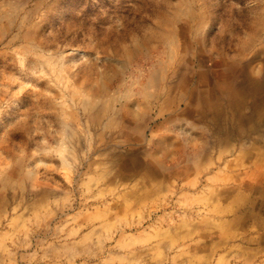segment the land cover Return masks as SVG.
I'll return each instance as SVG.
<instances>
[{
  "label": "clouds",
  "instance_id": "clouds-1",
  "mask_svg": "<svg viewBox=\"0 0 264 264\" xmlns=\"http://www.w3.org/2000/svg\"><path fill=\"white\" fill-rule=\"evenodd\" d=\"M47 3L18 0L12 13L0 0V55L23 57L9 63L27 88L41 57L90 85L74 97L64 133H49L66 144L74 169L88 165L101 179L109 169L159 172L162 164L199 170L227 140H264V0H77L67 17L68 0ZM147 10L152 23L134 24ZM156 68L162 78H153ZM32 119L20 104L7 128L24 123L20 134L34 138Z\"/></svg>",
  "mask_w": 264,
  "mask_h": 264
},
{
  "label": "rangeland",
  "instance_id": "rangeland-1",
  "mask_svg": "<svg viewBox=\"0 0 264 264\" xmlns=\"http://www.w3.org/2000/svg\"><path fill=\"white\" fill-rule=\"evenodd\" d=\"M4 3L19 10L18 0ZM75 3L68 0L65 17ZM148 16L138 12L134 24L147 27ZM151 51L142 46L141 56ZM40 59L27 88L9 63L23 57L0 55V264H264V140H227L199 170L166 172L162 164L159 172L109 169L98 178L88 165L74 169L66 144L49 135L64 133L74 97L92 89ZM20 104L34 138L20 134L24 123L7 128Z\"/></svg>",
  "mask_w": 264,
  "mask_h": 264
},
{
  "label": "bare ground",
  "instance_id": "bare-ground-1",
  "mask_svg": "<svg viewBox=\"0 0 264 264\" xmlns=\"http://www.w3.org/2000/svg\"><path fill=\"white\" fill-rule=\"evenodd\" d=\"M260 103L264 105V97L261 98Z\"/></svg>",
  "mask_w": 264,
  "mask_h": 264
}]
</instances>
